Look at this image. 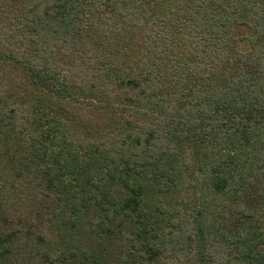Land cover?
I'll list each match as a JSON object with an SVG mask.
<instances>
[{"label": "trees", "instance_id": "trees-1", "mask_svg": "<svg viewBox=\"0 0 264 264\" xmlns=\"http://www.w3.org/2000/svg\"><path fill=\"white\" fill-rule=\"evenodd\" d=\"M0 264H264V0H0Z\"/></svg>", "mask_w": 264, "mask_h": 264}, {"label": "rangeland", "instance_id": "rangeland-1", "mask_svg": "<svg viewBox=\"0 0 264 264\" xmlns=\"http://www.w3.org/2000/svg\"><path fill=\"white\" fill-rule=\"evenodd\" d=\"M76 247H78L77 244H73V246H71V248H74V250H76Z\"/></svg>", "mask_w": 264, "mask_h": 264}]
</instances>
